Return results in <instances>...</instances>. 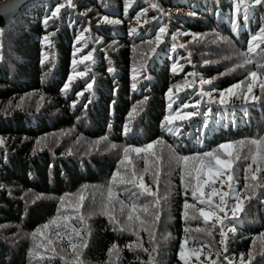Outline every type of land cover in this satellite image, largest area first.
<instances>
[{
  "label": "trees",
  "instance_id": "1",
  "mask_svg": "<svg viewBox=\"0 0 264 264\" xmlns=\"http://www.w3.org/2000/svg\"><path fill=\"white\" fill-rule=\"evenodd\" d=\"M249 4L48 0L21 11L0 36V264H76L71 244L83 264H264V144L236 145L232 156L219 149L264 137V43L253 41V62L236 67L264 28V5ZM177 112L193 115L167 124ZM169 146L205 163L211 158L202 154L214 150L232 161L204 192H228L232 183L242 210L205 222L198 209L207 206L191 195L199 160L177 164ZM249 148L255 163L243 159ZM140 175L158 207L137 186ZM186 199L195 208L185 210ZM146 203L149 213L139 207Z\"/></svg>",
  "mask_w": 264,
  "mask_h": 264
},
{
  "label": "snow or ice",
  "instance_id": "2",
  "mask_svg": "<svg viewBox=\"0 0 264 264\" xmlns=\"http://www.w3.org/2000/svg\"><path fill=\"white\" fill-rule=\"evenodd\" d=\"M22 2V0H12V3L7 6V8L5 9V11H14L16 7L19 6V3ZM253 5H264V0H250V4L249 6H253ZM154 7H157L156 5H154ZM240 10V5H239V2L237 4V13L239 12ZM245 13H247L248 9L245 8L244 9ZM59 12V8L56 9V12L53 13V15H56V13ZM235 27V25H234ZM160 32L163 33L164 32V29L161 28L160 29ZM157 39L159 40V37H157ZM259 40L261 43H264V28L261 29L260 31V34L259 35H255L252 37V41L249 42V46H248V50L247 52H242L240 53L239 55L243 57V63L241 64H238L236 67H243L244 64H248V63H252V58L250 56L251 53L254 52L255 48L259 47L260 45L259 44H254L253 41H257ZM85 59H87V57H85ZM260 67H264V64H260L259 65ZM234 70V69H233ZM195 75V74H193ZM253 79H255L257 77V72L253 71L249 74ZM201 83H211V81H204V80H201ZM89 87H91V85H89ZM177 89H179V85L176 86ZM240 85L239 84H236V85H233L232 88H229L227 89V93L228 94H232L233 93V88H239ZM262 89H264V85H261ZM170 93H171V89L169 90ZM252 89L251 87L248 88V92H251ZM224 95L225 93L224 92H221L220 93V97H221V100L220 102L221 103H224ZM253 99H255V97H253ZM185 108L189 107V105L185 104L184 105ZM169 108H171V105H169ZM191 115H193V113H187L185 114L184 116H181L179 112L175 113L174 116H166L165 117V122L167 124H171L173 122V120L177 119V118H180V119H187L189 118ZM166 131L172 133L173 135L176 134V129H173L171 127H167L165 129ZM127 131V129L125 130ZM105 139H107L105 137ZM155 143H161V141H157ZM256 145V146H260L262 144H264V137H261L259 139H252V140H248V141H245V140H240V141H235V142H229V143H225V144H221L219 145V149H222V150H225V156H232V152L228 151L229 149H234V147L236 145H239L241 146V150H243L244 146L246 145ZM112 147H115V145H113ZM146 149H152L153 148V144L150 143L148 145L145 146ZM145 148H133L131 149L132 151L136 152V153H141V152H144L145 151ZM170 148V151H171V158L173 160L176 161L177 164H180L181 162L183 163H187L189 160H193V159H198L199 160V157H191V156H180L178 155L174 149L171 148V146H169ZM129 149L128 148H125L124 149V153H125V156H127V153H128ZM257 153H259V147H257ZM204 157H210L211 159L207 161V163H205L203 160H199V163H200V171H199V174L195 177L196 179V184H195V187L193 188L192 192H191V195H192V198L194 200H197V202L200 204V205H206L207 206V210L204 208V207H201L198 209L199 211V215L202 216L204 218V221L207 222L210 217H213L215 216L216 220L217 221H220L222 223V219L219 215H217V212L219 213H224L225 214V218L227 217V211L226 210H230L233 215H235V213L238 211V210H242L241 209V193L239 191H235L234 188H233V184L232 183H229L228 185V189L229 191L228 192H220L218 191L216 188H213L212 191L210 193H205L204 192V186L205 185H214L216 182H217V178L228 173L229 170H231L233 168V163L232 161L228 160V159H222L221 157L215 155V150L214 151H209V152H205L202 154ZM252 159V162L255 163V157L252 155V149L249 148L248 151L246 153H244V156H243V159L247 160V159ZM235 160H240L241 157L239 155H236L234 157ZM213 161H215V163L213 164ZM249 168H251V165L248 166ZM206 170V173H207V177L208 179L207 180H202L201 177L204 175V172ZM248 169H245V171H247ZM145 171H147V169H145ZM256 171H260L259 168L256 169ZM189 176H191V171H189ZM133 176H136V173L133 172ZM113 181H115L116 179V176L114 175L113 176ZM248 177L245 176V180H247ZM251 179L253 181L257 180V176L256 175H252ZM155 180H156V183H157V186H158V181H159V172H157L155 174ZM228 180L231 182L234 180V176L229 174L228 175ZM137 186L141 189H143L144 193H146L147 195L149 196H154L156 197V199L154 200L153 204L155 206H159L160 204V198L157 197V194L155 192H153L150 188V186H148L147 184H145L143 182V176L140 175L139 177H137ZM181 183L183 184L184 183V176L181 175ZM223 184L220 185L221 188H223ZM87 187V186H85ZM249 187V185L247 183H245L244 185V188L247 189ZM197 192L200 193V197L198 198L197 197ZM187 193H188V188L187 186L185 187V196H187ZM108 194H109V198H111V194H112V189L111 187L108 188ZM132 196H137V193L133 192L131 193ZM215 195H219L220 197V200L218 203L216 204H213L212 203V197L215 196ZM231 195L232 199L234 201H236L234 204H231L229 205L224 197L225 196H229ZM207 197V198H205ZM138 198V197H137ZM248 199H250V197H246ZM81 200L84 199L83 196L80 197ZM120 204L122 205V209L124 207V201H119ZM137 204L135 203V201L132 202V205H131V208H132V212H135L136 209H137ZM141 208V210L145 213H149L150 211V204L146 203L142 206H139ZM184 209L187 210L189 208H195V205H190L188 202H187V199L185 200V203L183 205ZM154 215V222H158L159 219H160V214L159 212H155L153 213ZM185 215H187V213H185ZM83 219V218H82ZM111 219H114L112 217H110V220ZM136 220H138L140 222V227H141V230H144V231H149L147 228H144L143 225L145 224V221L143 219H141L140 216H136L135 217ZM127 220L128 221H132L133 220V215L132 213L130 212L128 215H127ZM45 228L48 227V225H45L44 226ZM120 230H124L123 227H121ZM73 231H76L75 228H73ZM187 231V229H186ZM196 231H199V229H196ZM229 231H233V229H229ZM134 234H136L134 232ZM222 237L224 236V233L222 232L221 233ZM149 237H150V242L154 241L155 237H154V234L153 232L149 231ZM223 242V240H222ZM84 247L87 246V244L85 243L83 245ZM71 247L73 249V253L75 254L74 256V259L76 260V264H83V261L80 259V253H76V247L77 245L76 244H71ZM131 247V246H129ZM181 248L183 249V244L181 245ZM155 250V249H153ZM145 251H147V249H145ZM151 264V262H150Z\"/></svg>",
  "mask_w": 264,
  "mask_h": 264
},
{
  "label": "water",
  "instance_id": "3",
  "mask_svg": "<svg viewBox=\"0 0 264 264\" xmlns=\"http://www.w3.org/2000/svg\"><path fill=\"white\" fill-rule=\"evenodd\" d=\"M48 0H22V2L19 3V6L15 8L14 11H5L7 6H9L12 3V0H0V36H2L5 33V30L7 27L19 16L21 11L26 8L27 6L37 3V2H43ZM69 3L71 0H67Z\"/></svg>",
  "mask_w": 264,
  "mask_h": 264
},
{
  "label": "rangeland",
  "instance_id": "4",
  "mask_svg": "<svg viewBox=\"0 0 264 264\" xmlns=\"http://www.w3.org/2000/svg\"><path fill=\"white\" fill-rule=\"evenodd\" d=\"M256 85V81H254V82H252L251 84H250V87L252 88L253 86H255ZM237 91V88H233V93L232 94H228L227 93V91L225 92V95H224V97L225 98H230V97H232L234 94H235V92ZM230 150V149H229ZM226 189V188H225ZM221 191H222V189H221Z\"/></svg>",
  "mask_w": 264,
  "mask_h": 264
}]
</instances>
